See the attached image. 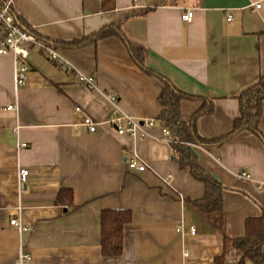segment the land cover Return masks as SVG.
I'll list each match as a JSON object with an SVG mask.
<instances>
[{"label":"crops","instance_id":"crops-1","mask_svg":"<svg viewBox=\"0 0 264 264\" xmlns=\"http://www.w3.org/2000/svg\"><path fill=\"white\" fill-rule=\"evenodd\" d=\"M10 1L16 18L77 72L93 77L97 89L30 46L23 61L27 83L18 87L15 55H0V264H16L22 251L32 256L30 264H216L225 239L244 238L246 222L264 213V104L261 136L245 131L221 147L195 148L201 167L224 187L223 211L208 221L191 203L205 197V185L181 167L165 139L159 98L168 81L211 101L213 113L199 119L198 132L209 139L230 134L240 115L239 96L264 75V0L0 4ZM187 10L194 12L190 24L181 19ZM109 26L142 51L152 73L117 35L80 48L56 46ZM113 99L146 136L118 134ZM203 107V101H183L182 121L190 124ZM84 116L98 124L95 133L83 126ZM134 159L147 170H130ZM21 169L32 172L25 186ZM244 172L249 180L240 178ZM63 190L72 192V200L58 203ZM104 211L132 215L119 257L102 254ZM14 219L28 231L12 226ZM238 260L231 252L225 264Z\"/></svg>","mask_w":264,"mask_h":264},{"label":"trees","instance_id":"trees-1","mask_svg":"<svg viewBox=\"0 0 264 264\" xmlns=\"http://www.w3.org/2000/svg\"><path fill=\"white\" fill-rule=\"evenodd\" d=\"M17 20L22 27L29 30L20 17H18ZM113 35L121 37L128 44L133 60L141 68L146 69L142 51L132 47L125 39L122 31L115 26L103 28L87 40L60 43L56 44V46L80 48ZM45 43L52 47L54 46L49 42ZM148 72L152 73L151 71ZM186 100L204 102V107L194 115L190 124L184 123L181 119V104ZM159 101L162 108L159 120L163 122L165 127L170 131L171 139L173 140L171 145L175 156L179 159L181 167L184 169L190 168L194 178L205 185V197L202 200L192 201L191 203L202 217L208 221L212 220L215 214L223 211L224 187L201 167L195 148L207 149L211 147H221L231 142L236 136L245 131H250L261 136L259 125L264 104V75L256 85L245 90L239 96L240 115L235 120L232 132L219 139L205 138L197 129V122L199 119L210 116L213 113V104L211 101L183 93L173 87L168 81L165 82V89ZM63 198L64 200L67 199L71 201L72 192L63 190L57 202H62ZM131 222L132 215L130 212H103L101 247L104 257L115 258L122 255L124 229ZM263 247L264 213L260 218L249 219L246 222V235L244 238L237 240L225 239L224 255L216 260V264H225L227 256L231 252L238 256V264H245L246 259L255 264H262L264 260Z\"/></svg>","mask_w":264,"mask_h":264},{"label":"built area","instance_id":"built-area-1","mask_svg":"<svg viewBox=\"0 0 264 264\" xmlns=\"http://www.w3.org/2000/svg\"><path fill=\"white\" fill-rule=\"evenodd\" d=\"M257 8L260 9L261 6L258 5ZM181 19L188 24L192 23L194 19L193 10H187L184 12ZM28 46L43 52L51 61L58 63L68 72L74 73L78 82L84 85L86 88L90 90L97 89L96 80L93 77L77 72L69 62L61 58L57 50L46 44L43 40L39 39L33 34V32L20 25L14 14L12 1L5 4H0V55H5L8 52H11L15 55L17 65L16 84L18 87H22L27 83V74L29 68L23 63V61L28 59ZM111 102L114 105L112 121L118 125L119 135L135 137L141 132V136H146L145 132H143V126H141L129 116L122 115L114 99ZM9 109L12 110L13 106H10ZM75 111L77 114L83 115V110L80 107H77ZM149 125L152 124H146L145 126ZM83 126H85L91 133H95L98 124L95 123L90 117L84 116ZM164 136L170 144L173 143L169 130H164ZM25 146L26 145H23V147ZM128 166L130 170L138 172H145L147 170V166L142 162L140 163L136 159L129 161ZM31 175L32 172L29 169H21L19 172L20 185L25 186ZM240 178L249 180L250 176L244 172L240 174ZM10 224L12 226L19 227L23 232L28 231V229L24 228V226L17 219L12 220ZM190 232L192 235H195L196 230L192 228ZM31 261L32 256L29 253L22 251L16 264H30Z\"/></svg>","mask_w":264,"mask_h":264}]
</instances>
